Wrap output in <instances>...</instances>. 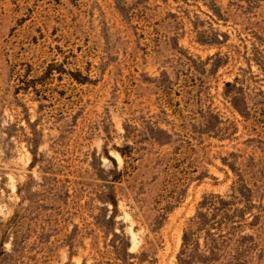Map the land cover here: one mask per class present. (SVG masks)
I'll list each match as a JSON object with an SVG mask.
<instances>
[{
    "label": "rangeland",
    "instance_id": "374dc122",
    "mask_svg": "<svg viewBox=\"0 0 264 264\" xmlns=\"http://www.w3.org/2000/svg\"><path fill=\"white\" fill-rule=\"evenodd\" d=\"M233 222L264 264V0H0V264H122L123 235L179 264Z\"/></svg>",
    "mask_w": 264,
    "mask_h": 264
},
{
    "label": "trees",
    "instance_id": "16d2710c",
    "mask_svg": "<svg viewBox=\"0 0 264 264\" xmlns=\"http://www.w3.org/2000/svg\"><path fill=\"white\" fill-rule=\"evenodd\" d=\"M214 196L208 197L209 199H212ZM217 203L221 205H229V202L225 199H223L221 196H216ZM111 203L115 205V201L112 199ZM203 203H208L211 205V201H207V198H205V201ZM201 204V205H202ZM215 208V207H214ZM228 215V210L225 209L224 212L220 214V220L218 222H215L214 225L218 224H225L224 219L225 216ZM207 214L205 212H197L195 215V218L193 219V224L196 228L203 227L204 225H207V221H209V218H207ZM228 226V224H227ZM235 227V223L233 222L232 225L228 226L226 231L214 233L211 230H207L206 237L207 240L205 242L206 250L203 252L200 250L199 246V238L197 236H194V229L192 227H189L186 231L183 232L182 235V243H181V249L178 256V262L179 264H190L192 259L194 258V255L196 254V258L201 264H243V260H241L238 255H240V248L230 247L228 246L229 243L232 240L233 233L228 232V230ZM114 235H118L114 233ZM245 237H248L251 239V236H240L239 238L244 239ZM240 240V239H239ZM241 242V241H240ZM228 243V244H227ZM225 244H227L228 248H230V251H233L235 253L229 255V258L225 260L224 262L216 261L215 256H221L223 253H219L220 248L223 247ZM220 247V248H219ZM115 253L117 255V259L121 261L122 264H129L131 263L130 259L133 257V253H130L128 251L129 248V239L127 236L123 235L122 240L119 246H114Z\"/></svg>",
    "mask_w": 264,
    "mask_h": 264
},
{
    "label": "bare ground",
    "instance_id": "6f19581e",
    "mask_svg": "<svg viewBox=\"0 0 264 264\" xmlns=\"http://www.w3.org/2000/svg\"><path fill=\"white\" fill-rule=\"evenodd\" d=\"M114 156L119 162H121L122 159H121V156L118 153H115Z\"/></svg>",
    "mask_w": 264,
    "mask_h": 264
}]
</instances>
